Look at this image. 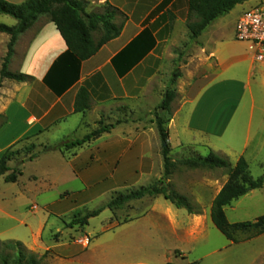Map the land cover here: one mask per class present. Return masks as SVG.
Masks as SVG:
<instances>
[{
  "label": "rangeland",
  "instance_id": "obj_1",
  "mask_svg": "<svg viewBox=\"0 0 264 264\" xmlns=\"http://www.w3.org/2000/svg\"><path fill=\"white\" fill-rule=\"evenodd\" d=\"M262 6L264 0L237 5L218 20V26H228L219 34L231 39L236 19L244 11ZM8 20L6 26L11 27L14 21ZM45 22L46 17H39L10 49L9 42L0 47V88L4 81H11L1 77L2 70L17 71L27 43ZM201 62L195 41L181 38L165 70L133 107L113 103L92 108L80 126L77 116L49 132L46 140L33 137L12 146L15 153L8 166L18 168L21 175L15 183H6L0 176V241L20 242L37 258L49 248L40 264H264V234L247 240L252 232L239 233L240 242L230 243L211 222L210 199L226 182L224 170L189 169L178 163L186 157H206L210 151L227 159L231 166L237 161L231 154L235 148H231V122L221 138L193 140L181 138L167 120L180 105L181 91L191 81L190 72H195ZM166 90L176 93L169 112L158 109ZM251 99L263 106L264 92L249 85L234 121L245 116ZM156 116L164 121L169 134L173 165L167 176ZM117 122L114 130L98 140L68 151L58 150L64 143L81 140ZM124 131L130 134L128 138L123 136ZM31 145L34 148L29 151ZM216 149L224 150L223 155ZM31 155L35 158L29 160ZM257 159L264 163V154ZM249 172L256 179L264 175V167L250 163ZM159 182L187 198L200 209V215H189L162 196L156 201L155 197L132 200L114 211L106 208L119 194ZM97 210L102 211L87 225L67 227L76 215ZM224 212L230 224L254 222L263 216L264 181L261 188L234 201ZM57 233L59 239L54 241ZM55 243L73 244L85 251L75 257L59 256L50 249Z\"/></svg>",
  "mask_w": 264,
  "mask_h": 264
},
{
  "label": "crops",
  "instance_id": "obj_2",
  "mask_svg": "<svg viewBox=\"0 0 264 264\" xmlns=\"http://www.w3.org/2000/svg\"><path fill=\"white\" fill-rule=\"evenodd\" d=\"M4 1L21 4L26 0ZM78 1L86 14L102 13L106 4L115 8L114 23L122 26L121 32L91 58L76 65L71 58H63L67 47L53 23L47 21L37 29L15 72L31 80L4 81L0 88V115L6 119L0 129V157L27 138L45 139L49 132L74 117H80L77 126L82 125L92 108L101 109L113 103L133 107L165 70L179 40H190L186 28L187 0ZM222 17L195 40L201 66L190 72L191 81L181 91L180 105L167 120L181 138L193 140L221 138L231 122V148L235 147L231 154L236 160L243 157L248 166L251 163L262 168L264 163L257 158L264 154V105H256L251 99L245 116L234 119L241 111L249 85L264 92V59H256L260 53L264 57V47L236 41L235 26L231 27V39L225 40L219 32L228 26L217 25ZM9 18L0 15V24L6 25ZM12 20L14 26L16 21ZM8 42L9 36L0 33V47ZM150 43L151 48L141 56ZM45 79L60 93L53 91ZM81 88L89 94L90 108L74 113L75 98ZM129 135L124 131L123 136ZM220 189L211 196V203ZM50 249L63 257H75L85 251L62 243H55Z\"/></svg>",
  "mask_w": 264,
  "mask_h": 264
},
{
  "label": "trees",
  "instance_id": "obj_3",
  "mask_svg": "<svg viewBox=\"0 0 264 264\" xmlns=\"http://www.w3.org/2000/svg\"><path fill=\"white\" fill-rule=\"evenodd\" d=\"M245 1L247 0H187L186 28L190 34V40L195 41L211 23L219 17L228 14L237 5ZM116 14L117 10L108 4L104 6L102 13L86 14L82 3L78 0H26L21 4H11L0 0V15L8 16L16 21V24L11 27L0 24V33L10 37L8 44L10 49L20 34L30 29L39 17L44 16L48 22L55 25L66 44L67 52L63 58H71L76 65H79L81 61H85L95 55L104 44L119 36L122 26L114 23ZM96 35L97 39H94ZM141 38L142 36L139 40ZM137 42L138 39L129 46V49ZM152 44L146 45L140 55L143 56L151 48ZM1 77L21 83L31 80L29 76L7 72L4 69ZM173 77H176V74ZM45 82L53 91L60 93V90L50 85L47 79H45ZM175 97L176 93L174 90H166L158 109L169 112L170 104ZM89 108V94L86 89L81 88L75 98L74 113H84ZM5 121V117L0 115V127L5 124ZM155 121L160 139L164 173L167 176L170 174V167L173 165L169 156V134L164 127V121L159 116L155 117ZM117 125H119L118 122L113 125L100 127L83 139L64 143L63 146L56 149L68 151L81 147L98 139L101 135L109 133ZM32 148H34L33 145L30 146L29 151ZM14 153L11 146L0 157V176H4L6 183H15L18 176L21 175V171L18 168L11 169L8 166V163L14 158ZM34 158L35 155H31L28 159L32 160ZM178 163L189 169L224 170L227 179L212 200L210 219L214 227L227 241L239 243L240 240L237 238L239 233L252 232V235L246 238L247 240L264 234V215L257 218L254 222L237 224L228 223L225 216L224 209L226 207L250 191L261 188L263 185L264 175L254 179L250 175L249 166L243 157H239L235 165L231 166L227 159L210 151L206 157H186L179 160ZM157 196H162L165 201L177 209L186 210L189 215H200L201 213L200 209L192 206L187 198L174 193L169 186L163 185V182L147 188L132 190L127 194H119L108 202L106 208L114 211L121 209L129 201ZM101 211L88 212L84 216L76 215L67 227L85 226L90 218L96 217ZM59 236L60 234L57 233L53 236V240L58 241ZM48 253L49 250L41 258H37L33 253L27 251L20 242L11 240L0 241V264H40L41 259Z\"/></svg>",
  "mask_w": 264,
  "mask_h": 264
},
{
  "label": "built area",
  "instance_id": "obj_4",
  "mask_svg": "<svg viewBox=\"0 0 264 264\" xmlns=\"http://www.w3.org/2000/svg\"><path fill=\"white\" fill-rule=\"evenodd\" d=\"M234 38L238 42L264 47V6L251 8L238 17ZM256 59L263 60V53H260Z\"/></svg>",
  "mask_w": 264,
  "mask_h": 264
},
{
  "label": "water",
  "instance_id": "obj_5",
  "mask_svg": "<svg viewBox=\"0 0 264 264\" xmlns=\"http://www.w3.org/2000/svg\"><path fill=\"white\" fill-rule=\"evenodd\" d=\"M165 185V184H164Z\"/></svg>",
  "mask_w": 264,
  "mask_h": 264
}]
</instances>
